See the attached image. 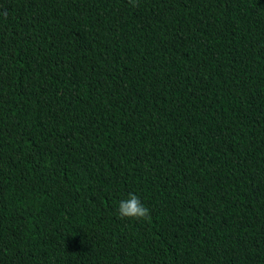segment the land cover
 <instances>
[{
    "label": "trees",
    "instance_id": "16d2710c",
    "mask_svg": "<svg viewBox=\"0 0 264 264\" xmlns=\"http://www.w3.org/2000/svg\"><path fill=\"white\" fill-rule=\"evenodd\" d=\"M0 264H264V0H0Z\"/></svg>",
    "mask_w": 264,
    "mask_h": 264
},
{
    "label": "clouds",
    "instance_id": "9594fccd",
    "mask_svg": "<svg viewBox=\"0 0 264 264\" xmlns=\"http://www.w3.org/2000/svg\"><path fill=\"white\" fill-rule=\"evenodd\" d=\"M118 214L121 218L146 219L149 216V209L136 195L129 194L127 199L119 202Z\"/></svg>",
    "mask_w": 264,
    "mask_h": 264
}]
</instances>
